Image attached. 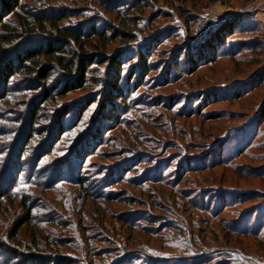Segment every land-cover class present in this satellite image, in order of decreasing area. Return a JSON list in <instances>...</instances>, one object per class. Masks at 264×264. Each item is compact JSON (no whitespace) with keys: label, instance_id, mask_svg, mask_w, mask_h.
Masks as SVG:
<instances>
[{"label":"rangeland","instance_id":"obj_1","mask_svg":"<svg viewBox=\"0 0 264 264\" xmlns=\"http://www.w3.org/2000/svg\"><path fill=\"white\" fill-rule=\"evenodd\" d=\"M256 7L255 0H20L10 15L0 7V195L9 193L0 197V235L41 254L25 264H264L252 236L264 235V49L232 59L218 51L192 73L185 60L212 38L197 37L201 25L215 28L240 12L258 21ZM34 13L66 15L60 23L76 30L107 29L105 48L88 53L109 62L76 90L69 85L77 69L51 70L48 85L38 81L41 68L23 72L19 53L58 41ZM252 37L236 30L227 41ZM116 59L128 83L107 120L106 76ZM261 78L260 88L231 98ZM47 86L60 94L41 103ZM20 223L18 237H8ZM243 227L249 236L225 239Z\"/></svg>","mask_w":264,"mask_h":264},{"label":"trees","instance_id":"obj_2","mask_svg":"<svg viewBox=\"0 0 264 264\" xmlns=\"http://www.w3.org/2000/svg\"><path fill=\"white\" fill-rule=\"evenodd\" d=\"M19 4L20 0H3V2L2 0H0V7L4 6L7 10L6 14L9 15L17 10ZM6 14L3 15L0 12V27L6 26ZM33 15L35 21L38 24V28L45 27V21H48L52 24L53 28L55 29V36L57 37L58 41L55 42L53 41L52 37H48L49 41H47L46 43L36 45L32 48H26L24 51H22L16 56V63L18 64L17 67L23 72L32 70L30 69L31 67H29V64L34 68H41L39 72L38 81H40L42 84L46 82L45 85H48L47 81L51 78L50 71L53 69L60 68L61 70H64L65 73H67L68 75H72L77 69L75 75L71 77L72 83H70L69 85V90L80 89L82 88V86H85L89 82H87V78H89L87 74L88 72L97 73L98 69L100 68V65L102 66L104 63L109 62L110 58L107 55L105 57H102L101 59H97L95 55L93 57H95L96 59L93 62L94 58L90 59L91 54L88 53L89 47H98L100 43L102 44V47L105 48L106 44L109 41L107 29H92L89 31L76 30L72 27H66L60 23V21L63 20L66 15H62L59 18H55V16H53L52 14L38 15L34 13ZM247 17V12H240L238 14L227 17L223 21H220V23L215 28L213 25L210 27H204L201 25L200 29L197 30V34H199L197 37L200 38L204 34L210 33L212 38H210L209 41L198 45V48L195 47L194 49L192 48V50L191 48H189L187 50L185 60L186 62L188 61L187 63L189 67V72L192 73L194 72L195 68L215 61V58H217L218 51L222 52V54L227 53L231 57V59L234 58V56L240 53L243 49H246L251 53H258L262 51L264 49V28L261 26L259 21L250 22ZM25 26H27V28H25ZM25 26V31L29 30L28 32H33V30L35 29V23L30 24L29 22H26ZM236 30H238L240 34L253 33L254 37L227 41V38L232 35ZM92 35H95V37L97 36V39L92 38ZM197 37L196 40L198 39ZM2 39L3 38L0 37V47H2ZM6 39L7 38H5L4 40ZM253 40H256V43L251 44ZM76 44L79 46V52H75ZM226 44L228 45V48L223 49ZM146 53H143L142 57H146L147 55H149V53ZM71 54H73V56H71ZM88 60L92 61L89 62ZM121 60L116 59L114 61V66L108 69L106 76L107 80L109 79L107 91V104L110 105V107H107V104H105L104 106L105 109L108 110L104 112L108 116L106 117L107 120H110L112 118L110 116H113L115 114L114 112H112L116 110L115 102L117 101V99H122V96L124 95L123 88L125 86V83L128 81L122 80L120 68L123 62ZM141 65L142 70H144V72H147L150 69L146 58H144V61L143 63H141ZM250 81L251 80H247L246 83H244L245 88L239 87V90H237L234 94H230L231 98H233L234 100L243 99V95L245 93H248L249 91L253 92L254 90L260 88L263 85V78L259 79L256 83L252 85H250ZM53 94H60V90L54 92L53 88L50 89L47 86V88H44L43 91L40 93V102L44 103L46 101L52 100ZM34 116H36V112H34L33 110L31 118H33ZM59 127L62 128L61 125ZM78 180L83 183L81 177H79ZM6 194L9 195L8 192H4L0 195V197ZM20 201L22 203L21 209L26 211V214L30 213V210L26 209L28 201L27 197L22 196ZM22 225L23 223H20L19 226L15 228L8 237H18L19 228H21ZM3 227L4 223L2 222V224H0V232L2 231ZM229 232L225 233V239H228L231 234H236L239 236L250 235L248 227L235 228L231 231L229 230ZM252 236L259 239V245L262 249H264V235L261 236L258 233ZM36 240L37 238L34 239V242ZM17 243L19 244V241H17ZM236 246L242 253L247 254V251L244 248L238 245ZM35 251L36 249L34 248L30 252H22L19 250V246L15 247L9 245L3 239V235H0V256L4 257L3 260H8V264H25V261L33 262L35 260L40 259V257H42L41 254L35 253ZM22 259L25 260L23 261Z\"/></svg>","mask_w":264,"mask_h":264},{"label":"crops","instance_id":"obj_3","mask_svg":"<svg viewBox=\"0 0 264 264\" xmlns=\"http://www.w3.org/2000/svg\"><path fill=\"white\" fill-rule=\"evenodd\" d=\"M255 5L257 6L255 16L264 28V0H255Z\"/></svg>","mask_w":264,"mask_h":264}]
</instances>
